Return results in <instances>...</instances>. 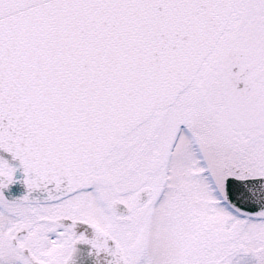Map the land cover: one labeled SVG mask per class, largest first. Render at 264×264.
Listing matches in <instances>:
<instances>
[{"label":"snow or ice","instance_id":"6c2138e0","mask_svg":"<svg viewBox=\"0 0 264 264\" xmlns=\"http://www.w3.org/2000/svg\"><path fill=\"white\" fill-rule=\"evenodd\" d=\"M0 264H264V0H0Z\"/></svg>","mask_w":264,"mask_h":264},{"label":"water","instance_id":"95a60500","mask_svg":"<svg viewBox=\"0 0 264 264\" xmlns=\"http://www.w3.org/2000/svg\"><path fill=\"white\" fill-rule=\"evenodd\" d=\"M22 190L19 187L13 189L14 194L19 195Z\"/></svg>","mask_w":264,"mask_h":264}]
</instances>
